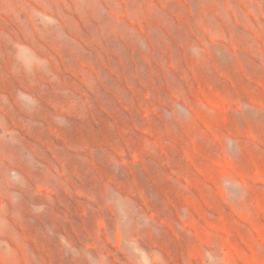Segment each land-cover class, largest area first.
Wrapping results in <instances>:
<instances>
[{"label":"rangeland","instance_id":"rangeland-1","mask_svg":"<svg viewBox=\"0 0 264 264\" xmlns=\"http://www.w3.org/2000/svg\"><path fill=\"white\" fill-rule=\"evenodd\" d=\"M0 264H264V0H0Z\"/></svg>","mask_w":264,"mask_h":264}]
</instances>
